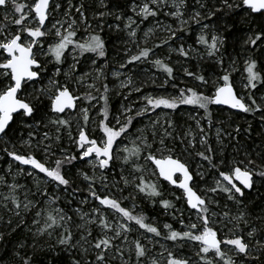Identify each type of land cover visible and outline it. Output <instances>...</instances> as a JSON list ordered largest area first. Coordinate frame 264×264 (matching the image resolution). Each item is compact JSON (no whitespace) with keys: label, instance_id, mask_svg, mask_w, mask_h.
Returning a JSON list of instances; mask_svg holds the SVG:
<instances>
[{"label":"snow or ice","instance_id":"1","mask_svg":"<svg viewBox=\"0 0 264 264\" xmlns=\"http://www.w3.org/2000/svg\"><path fill=\"white\" fill-rule=\"evenodd\" d=\"M194 5L199 7L186 15L187 0H133L130 5L132 16L113 14L111 10L100 12L93 15V19L97 20L93 27L85 5L73 3V0H63V3L61 0H31V3L27 0L24 3L20 0H0V9L5 12L3 23H0V143L5 146L0 151L18 165L27 166L18 168L17 174L32 177L34 182L33 188L19 183L6 184L9 193L3 196L0 207L11 213L5 222L11 232L25 223L28 213H33L31 225H27L28 231L33 233L34 239L46 236L52 240L55 237L54 243L49 244V250L55 255L60 254L57 248L69 253L71 264H113L116 260L121 264H161V258L163 264H194L191 256L179 251L185 247L195 250L198 258L195 264H264V216H257L256 220L260 223H254L246 204L247 194L256 190L258 185L264 186V156L259 163L249 153H245L243 159L217 160L206 135H201L199 143L203 150L196 151L195 155L206 162L207 171L213 172V184L200 188L195 178L204 179L205 172L199 169L193 172L187 162L176 154L175 144H169V140L175 142L177 139L169 131L175 127L167 118L169 113H164L163 121L159 113L156 119H151V114L157 109L175 111L181 105L203 109L209 119L210 105L264 115V103L258 104L255 98L258 86H264V68L259 66L255 56L256 52L264 56V26L250 27L243 41L244 52L252 53L244 59L243 88L247 90L244 96L237 93L232 77L233 71H239L236 61L229 57V63H225L227 38L224 32L230 31L231 26L221 23V17L217 15L240 13L242 21L248 24L258 18L264 20V0H218V4L212 7H207L205 0H194ZM100 6L107 7L105 0H100ZM161 12L173 17L176 27L164 25L167 36L153 47H140L133 39L137 51L129 55L131 50H125L126 59L120 63V69L131 72L140 64H150L164 74L159 87L167 89L169 82L176 80L175 69L170 63L171 56H157L155 49L168 46L170 51L185 60L196 56L200 60L212 61L218 68V74L215 79H210L183 67L184 76L199 82L196 87H180L171 83L175 93L142 94V106L133 108L124 105L118 115L109 119L110 89L103 82L107 75L104 68L97 65V59L106 62L107 57L105 41L100 35L105 26L103 17L114 15L118 23L108 27L127 30L130 38H136L139 24L150 17H157ZM134 16L139 17V22ZM193 23L200 26L194 40L198 48L185 42L192 33ZM80 32H83L82 36H78ZM148 34L145 33V36ZM172 41H179L178 47L172 48ZM86 54H92L90 61L95 75L78 73V65ZM66 63L68 71L62 67ZM50 64L54 65L53 77H49L53 87L37 89L35 84L43 79L42 74ZM62 73L67 78L63 83L54 78ZM112 75L119 79L123 73L114 71ZM86 77L91 78V83L87 84L89 90L81 96L71 84L83 86ZM144 83L147 81L135 84L131 76L120 80V88L129 89L124 99L127 100L133 91L143 93ZM151 83L154 84L155 79ZM201 88L210 91L204 92ZM93 90L100 93L99 97L93 95ZM44 98L48 100L47 112L37 119V113L43 111ZM85 100L89 107L82 106ZM94 100L103 101L99 110L102 119L97 122L102 133L100 136H94L88 130L89 112L94 107ZM261 100L264 101V97ZM48 112L56 115L48 116ZM73 113L81 114L76 123V135H73L72 120L69 118ZM142 117H149V125L133 133L134 121ZM14 125L33 129L29 131L28 139L21 136L18 141L20 148L26 151H19L17 143L13 142ZM41 126H54L55 135H50L49 131L38 135L37 130ZM197 127H200L199 121ZM62 132H67L78 155L62 149L60 158L53 159L56 156L52 151L53 142L61 139ZM200 132L204 133L202 127ZM235 132L239 134L240 129L236 128ZM187 136L191 139H186ZM220 139V130L217 129V140ZM180 143H186L185 151L196 148V138L190 131L180 137ZM37 152L41 155L37 156ZM77 161H83L91 169V174L83 170L77 173L78 178L86 182L88 191V196L82 197L79 204L95 202L89 211L80 206L66 210L58 204L61 194L74 197L82 191L66 167ZM117 162L121 167L120 179L110 186L109 175ZM150 166L153 167L149 172ZM199 168H205V165L201 164ZM146 174L156 177V180H147ZM157 181L167 182L180 190L179 195H172L176 200L184 201L188 216L187 221L183 212L178 218L174 217L180 225L179 229L173 228L170 223H164L161 228L136 211L135 195H116L112 191L115 188L122 193L124 189L119 185L123 182L124 188L132 187L134 192L147 197L154 206L159 204L165 210L175 209L171 200L163 198ZM221 196L226 201L223 205L219 199ZM129 199L133 202L132 207L124 204ZM72 203V199H67L68 205ZM232 207H235V213ZM214 208L222 210L217 212ZM13 216L19 219L14 222ZM74 216L79 217V222L74 220ZM2 220L3 217H0ZM92 226L96 229L95 236ZM73 228L79 230L78 238H75ZM133 233L135 238L130 240L129 236ZM3 239L4 233L0 232V240ZM161 241H171L172 244L168 246ZM157 244H160V250L153 254L149 245L155 247ZM27 247L23 241L18 244L14 264H35L36 244L31 245L33 254L19 250ZM73 252L80 258L72 255ZM89 256L92 258L88 259Z\"/></svg>","mask_w":264,"mask_h":264},{"label":"rangeland","instance_id":"2","mask_svg":"<svg viewBox=\"0 0 264 264\" xmlns=\"http://www.w3.org/2000/svg\"><path fill=\"white\" fill-rule=\"evenodd\" d=\"M92 1L97 2L99 6L92 5ZM21 3L26 2V0H20ZM28 3H31V0H27ZM63 3V0H61ZM73 3H83L86 8V14L89 18L90 23L95 27L97 24V20L93 19V15H98L100 12H107L111 10L113 14H122L125 17L126 16H132L133 13L130 11V5L133 3V0H127V5L125 7L121 6L117 0H105V3L107 4V7H101L100 6V0H73ZM205 3L207 7H212L214 5L218 4V0H205ZM198 5H194V0H187V9H186V15H190L191 11L198 8ZM207 9H201V11H206ZM63 11V9H61ZM167 11V9H165ZM5 15L4 10L0 9V23H3V17ZM218 16L221 17V23H226L231 26L230 31L224 32V35L228 39L229 37L234 38L237 41H240V45L243 48V41L246 38L247 33L249 32L250 27H257L263 26L264 20L256 19L251 22V24L244 23L242 21V17L240 13H233L224 15L223 13H218ZM139 22V17H135ZM159 21V24L157 23ZM102 22L104 23V30L109 29L116 35L117 40V48L118 49H108L106 47V62L104 60L97 59V65L104 68V71L107 75V79L104 80V83H107L110 89L109 92V119H111L112 115H118L119 112L122 110V107L124 105H130L133 108H138L143 105V101L140 99L142 94H173L176 92V89H173L171 87V83H176L180 87H196L198 85V81L193 80L192 78L186 77L183 74L182 68L187 67L190 71H195L196 73H200L205 75L203 72V63L206 61L212 63L210 60H200L196 56H193V58L189 60H185L183 57L179 56L174 51H170L168 46H165L164 48H156L155 52L157 56L161 57H167L171 56L170 63L175 69V76L176 80L173 82H169V85L167 89L160 88L159 84L164 79V74L162 72H157L155 68H153L150 64H140L138 65L133 71H128L127 69H120L119 65L121 62H123L125 57V50L130 49L129 55L134 54L137 51V47L134 43H132V40L135 39L140 47L148 46L153 47L155 44L160 43L162 39L166 38L167 33L163 30L164 25H172L173 27H176V21L171 16H166L161 12L157 17L153 18L150 17L148 20L143 21L139 24V28L137 29V37L136 38H130L128 36L127 30H116L114 28L108 27V25H112L114 23H118L114 19V15H109L103 17ZM205 23H211V21H204ZM14 27V26H13ZM121 28H123V25L121 23ZM152 30L149 32V30ZM200 26L197 24H192V33L190 36L186 37V45H193L194 47H199L198 45H194L195 35L199 32ZM100 32V35L103 33ZM145 33H149L147 36H145ZM83 32L78 33V36H82ZM180 35H184L183 33H180ZM227 39H226V45L224 49V57H225V63H229V57L226 55V48H227ZM179 41H172L171 47L176 48L179 45ZM259 53V52H258ZM252 53H245L243 54V57L241 60L239 57H234L232 60L236 61V66L239 69V71H233L232 77L235 81V88L238 94L240 95H247V90L243 88V67H244V59L246 55H251ZM92 54H86L85 57L81 58V63L78 65V73H84L89 72L92 73V75H95L94 67L91 65L90 57ZM71 62V58H69V62ZM68 63L62 65L64 71H68ZM213 64V63H212ZM215 66V65H214ZM131 67V66H130ZM216 67V66H215ZM218 70V68L216 67ZM114 71H121L123 75L120 76L119 79L115 78L112 73ZM54 72V65H48V70L44 72L43 79L35 84V87L37 89L39 88H51L53 87L49 83V77H53ZM215 72H210L205 75L207 78L215 79ZM128 76H131L133 78V81L135 84L139 85L142 82L147 81V83L143 84V93H137L135 91L132 92L130 96H128V99H124V95H126L129 91V89H121L120 88V80L126 79ZM56 80H59L61 83L66 81V77L63 75V73L60 76L54 77ZM155 79V83H151V81ZM190 85H186V83L190 82ZM188 81V82H186ZM91 83V78L86 77L85 78V84L83 86H77L75 83L71 84V87L74 91L77 92V94L83 96L89 89L87 88V84ZM201 91L209 92L210 89L208 88H201ZM93 95H96L99 97L100 93H97L93 90ZM261 97H264V86H258V89L255 91V98L257 100L258 104L264 103V101L261 100ZM80 102H78L79 104ZM92 104L94 107L90 109L89 116H90V124H89V131L94 136H100L102 133L99 131L97 122L102 119V117L99 115V110L103 106V101L94 100L92 101ZM47 105L48 100L47 98H44V108L43 111L37 113V119H39L41 116L44 115V112H47ZM83 107H89L88 101H83L82 104ZM210 110V119L206 116L203 109L195 108L194 106L190 105H181L177 110L175 111H169L167 109H157L156 112H153L151 114V119H156L157 114H160V119L163 121L165 119L164 113H169L168 119H170L174 124V130L169 129V131L173 132V136H176L177 139L175 142L169 140V144L172 145L175 144L176 147V154L187 164L189 165L190 169L195 172L198 169L200 171L205 172L204 179H200V177H196L195 181L200 188H204L205 186L212 185L213 184V172L206 170V162H203L200 160L199 157L195 155V152L198 150H203L201 147L199 140L201 135H206L208 145H210L215 153V158L217 160L225 159V160H232L233 158L236 159H243L245 156V153L251 154L252 158L257 160V162H260L261 156H264V146H261L259 144H256L255 142H251V134H254L252 129L254 125L262 124L261 131H264V116H262L261 121H258L254 123V117L255 113H242V115L247 119L244 120L248 126H246L245 130L242 128V125L237 122V120L233 119L234 112H231L227 110L224 107H216L212 105ZM241 114V113H239ZM261 114V113H259ZM56 114L48 112V116H55ZM72 120V132L73 135H76V123L77 120H80L81 114L80 113H73L70 117ZM259 119V118H258ZM197 121H199L200 127L204 129V133L200 132V127H197ZM47 122V118H45V123ZM150 119L149 117H142L138 118L134 121L135 127L131 129L133 133L136 132L137 129L144 128L146 125H149ZM239 128L240 132L237 134L235 132V129ZM14 134H13V142L17 143V149L19 151H26V149H22L19 146V140L21 136L23 139H28V133L29 131H32L33 129L28 128L27 126L22 125H14ZM217 129L220 130V137L221 139L217 140ZM43 131H49L50 135H55L54 132V126H50L49 128H44L41 126L39 130H37L38 135L42 134ZM191 132L192 136H195L196 138V148H188L187 151H185L186 143H180V137H184L186 133ZM151 129L148 130V133L150 135ZM131 139V138H130ZM186 139H191V136H187ZM126 144H128V141H125ZM5 145L3 143H0V149H3ZM129 147L131 145L129 144ZM67 150L68 152L72 154L78 155L76 151L75 145L69 140L67 132L61 133V139L59 141L53 142L52 151L56 153L55 158H60L61 156V150ZM226 150H228L229 154L228 157L225 158L224 155L227 154ZM37 156H40L41 154L39 152L36 153ZM204 164L205 168H199V165ZM11 167V174H9V168ZM27 166H20L16 162L12 161L10 157L7 156L6 153L3 151H0V178H3L0 180V201L3 200V196L7 195L9 193V189L6 187V184H12V183H19L20 185H25L27 187L33 188V178L26 176V175H19L17 174L18 168H23ZM151 167H149V172L151 171ZM69 174L76 178V183L79 185L82 189V191L75 194L74 197H69L66 194H61L60 201L58 202L60 207H64L66 210L69 208H75L77 206L82 207L84 211H89L94 201H90L88 204L80 205L79 201L82 197L88 196V191L86 188V182L82 179L78 178L77 173L79 170L88 171L89 174H91V169L84 164L83 161H77L74 165H71L67 167ZM120 173H121V167L119 165V162L112 168L111 174L109 175V185L115 183L116 181H119L120 179ZM125 175H127V170H125ZM139 175V174H137ZM146 179L149 181H155L156 177H152L150 175L146 174ZM161 186V191L163 193V198L171 200L175 204V209H168L165 210L162 208L159 204H156L155 206L149 202L148 198L143 196L142 194H138L134 192L132 187L124 188L123 182L120 183L119 187L123 188V192H118L115 188L112 189L113 192L116 193V195H123V196H129L131 193L132 195H135L137 197L135 204L138 206L136 207V211L145 215L149 218V221L157 223L161 228L164 223H170L173 225V228L179 229L180 225L176 222V218L180 216V213H184V217L187 221L188 216V209L186 204L183 200H176L175 196L172 195V193H175L176 195L180 194V190L169 185L167 182L164 181H157ZM98 189L100 188L99 183L97 184ZM259 185L257 186V188ZM256 188V189H257ZM34 190V189H33ZM101 191H105L101 189ZM249 194V193H248ZM247 194L246 198V204L249 213L251 214V219L254 223L257 216H264V208L263 204L259 205V200H257V203L250 201L249 196ZM21 199H23L22 191H21ZM67 199H72L73 203L72 205L67 204ZM160 199V198H156ZM221 200V205H223L226 201L223 199V197H219ZM231 204V202H227ZM264 203V199H263ZM124 204L128 205L129 207L133 206V202L131 199L125 200ZM255 205V207H253ZM258 206V207H257ZM255 209V210H254ZM215 211L220 212L221 208H214ZM232 212L235 213L236 209L235 207H232ZM71 214V213H70ZM11 216V213L5 210L4 208L0 207V217H3V220L0 221V232L4 233V236L8 234H13L15 238V242L20 243L23 239L30 240V243L33 242H43L49 240L46 236L35 238L33 237V233L28 231L27 225H31L32 216L33 213H28L25 216V223L18 228L15 232H11L8 227H6L5 222L7 219ZM13 221L15 222L19 218L12 217ZM74 220L79 222V217L74 216ZM259 222V221H258ZM260 223V222H259ZM93 227V235H96V229L95 226ZM34 231V228H33ZM75 238L79 237V230L76 228H73ZM135 233L129 236V239L135 238ZM53 239V238H52ZM1 241V240H0ZM161 244H167L168 246H171V241H161ZM87 246V245H86ZM149 247L153 248V254L158 252L160 250V244H157L155 247L152 245H149ZM181 253H186L188 256L192 257V260L195 264V262L198 260V258L195 256L194 252L195 250L193 248L185 247L183 249H179ZM75 253V252H73ZM66 254H68L66 252ZM75 255V254H72ZM72 258V256H69ZM77 258V257H76ZM92 257L89 256L88 259H91ZM71 261V259H70ZM113 264H121L119 260H116L113 262ZM161 264H163V258H161Z\"/></svg>","mask_w":264,"mask_h":264},{"label":"trees","instance_id":"3","mask_svg":"<svg viewBox=\"0 0 264 264\" xmlns=\"http://www.w3.org/2000/svg\"><path fill=\"white\" fill-rule=\"evenodd\" d=\"M117 2L125 7L127 5V0H117ZM92 5H98L97 2L92 1ZM264 26V24H263ZM101 36L104 38L105 41V45L108 47V49H118L117 48V40H116V35L115 33H113L111 30L106 29L103 31V33L101 34ZM240 41L235 40L232 37H229L227 39V48H226V55L228 57H230L231 59L234 57H239V59L241 60V58L243 57L244 54V50L241 47ZM255 56L258 58L259 60V66L261 68H264V56H261L260 52H256ZM203 72L205 73V75L210 72H215L216 74H218V70L216 69V67L214 66V64L206 61L205 63H203ZM195 72V71H193ZM175 74V73H174ZM190 81V80H189ZM188 82V81H186ZM191 81L186 83V85H190ZM181 107V106H180ZM212 107V105L209 106V109ZM178 109V108H177ZM176 109V110H177ZM168 110V109H167ZM171 111V110H169ZM261 112H256L254 117V123L258 121H261L262 113L259 114ZM233 114V119L237 120V122L239 124L242 125V128H246V126H248L246 124V122L244 120H247L242 114L239 113H232ZM259 118V119H258ZM261 127L262 124L260 123ZM261 127L259 126V124L254 125L252 131L254 134H251V142H255L256 144H259L261 146H264V131H261ZM227 154L224 155L225 158L228 157V150H226ZM71 165H67L66 167H69ZM77 185V183H76ZM75 186V185H74ZM250 201L252 202H256L257 200H259V205L263 204V208H264V203H263V199H264V186H259L256 190H253L252 192H250L248 194ZM255 207V205L253 206ZM258 207V206H257ZM255 210V209H254ZM256 224H259V222L257 220H255ZM15 236L12 234H8L6 236H4V239L0 241V264H14V252L16 250H18V244L17 242H15ZM23 242H25L28 247L25 249H19L21 252H27L28 254H33V248L31 247L32 244H36L37 247V251H35V254L33 255V259L35 261V264H49V262L51 261V264H71L70 261V255L69 253L66 254V252H62L60 251L59 248L56 249L57 252H60L59 255H55L54 252H51L49 250V244L50 243H54L55 241V237H53L52 240H47V241H43V242H33L32 244L30 243V240L27 239H23ZM76 255L77 258H80V256L77 253H73Z\"/></svg>","mask_w":264,"mask_h":264},{"label":"flooded vegetation","instance_id":"4","mask_svg":"<svg viewBox=\"0 0 264 264\" xmlns=\"http://www.w3.org/2000/svg\"><path fill=\"white\" fill-rule=\"evenodd\" d=\"M227 109V108H226ZM227 110H229V111H231V112H234V113H244V112H239V111H236V110H231V109H227Z\"/></svg>","mask_w":264,"mask_h":264},{"label":"water","instance_id":"5","mask_svg":"<svg viewBox=\"0 0 264 264\" xmlns=\"http://www.w3.org/2000/svg\"><path fill=\"white\" fill-rule=\"evenodd\" d=\"M214 106H216V107H224V108H227L226 106H217V105H214ZM227 109H229V108H227ZM231 110H233V109H231ZM236 111H238V110H236ZM240 112V111H239Z\"/></svg>","mask_w":264,"mask_h":264}]
</instances>
